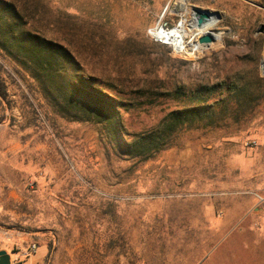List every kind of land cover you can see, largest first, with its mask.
Wrapping results in <instances>:
<instances>
[{
  "label": "rangeland",
  "instance_id": "rangeland-1",
  "mask_svg": "<svg viewBox=\"0 0 264 264\" xmlns=\"http://www.w3.org/2000/svg\"><path fill=\"white\" fill-rule=\"evenodd\" d=\"M11 1L76 55L97 88L123 92L119 122L129 134L158 128L206 87L248 88L254 98L249 109L232 104L229 116L183 128L140 161L103 125L70 121L0 51L4 247L23 260L32 244L51 246L45 264H264V0ZM197 9L218 21L210 30L218 38L200 53H178L155 37Z\"/></svg>",
  "mask_w": 264,
  "mask_h": 264
},
{
  "label": "trees",
  "instance_id": "trees-1",
  "mask_svg": "<svg viewBox=\"0 0 264 264\" xmlns=\"http://www.w3.org/2000/svg\"><path fill=\"white\" fill-rule=\"evenodd\" d=\"M24 9L11 0H0V51L12 57L41 85L46 100L73 122H95L105 127L115 137L126 157L146 161L153 159L174 143L183 128L197 121L214 123L219 112L229 116L233 110L248 108L254 94L248 88H232L217 84L202 92H192L187 106L170 112L158 128L141 134H129L120 125V110L126 109L122 91H115L107 82H101L106 90L115 91L109 96L97 88V78L84 76V70L76 55L65 45L35 30ZM239 89V90H235ZM220 98L209 104L215 93ZM7 90L0 79V102L7 108ZM255 103V100H254ZM232 106V107H231ZM126 111V110H125ZM6 121L5 115L0 124ZM127 137V138H126ZM49 247L48 258L52 255Z\"/></svg>",
  "mask_w": 264,
  "mask_h": 264
},
{
  "label": "bare ground",
  "instance_id": "bare-ground-1",
  "mask_svg": "<svg viewBox=\"0 0 264 264\" xmlns=\"http://www.w3.org/2000/svg\"><path fill=\"white\" fill-rule=\"evenodd\" d=\"M191 19L188 22H181L177 27L171 30H165L158 28L155 33V37L162 43L173 46L175 51L181 54L194 53L198 54L206 47L199 44L198 37L209 33L210 30L217 25V16L211 14V18L202 26L197 24L198 14L196 10L190 13ZM195 32V35L191 41H187L189 33ZM216 39L218 36H215Z\"/></svg>",
  "mask_w": 264,
  "mask_h": 264
},
{
  "label": "crops",
  "instance_id": "crops-1",
  "mask_svg": "<svg viewBox=\"0 0 264 264\" xmlns=\"http://www.w3.org/2000/svg\"><path fill=\"white\" fill-rule=\"evenodd\" d=\"M3 110H4L3 105L0 102V118L4 115V111ZM3 130L4 129H1V131H3ZM9 146L10 147H9L8 151H12L13 152L15 146H17V145H15V144L14 145H10L9 144ZM20 147H21V145H20ZM23 147L24 148H22L20 151L14 152V154L10 158H8V160L11 161V159L15 158L16 155H18V154H20V153H22L24 151L26 152L28 147H29V144H26ZM184 163L185 162H183V164ZM4 246L5 245H3L2 242H0V252L3 251V250L7 252V254L9 255L10 264H45V257H46V255L48 253V249H47L46 246H39L37 252L34 255L26 257L23 260H18L19 259L18 258L19 254H21V252L20 253H12L9 250H7ZM1 262H2V259L0 258V264H1Z\"/></svg>",
  "mask_w": 264,
  "mask_h": 264
},
{
  "label": "water",
  "instance_id": "water-1",
  "mask_svg": "<svg viewBox=\"0 0 264 264\" xmlns=\"http://www.w3.org/2000/svg\"><path fill=\"white\" fill-rule=\"evenodd\" d=\"M196 11L198 14L197 24L199 27H202L211 18V14H213L207 10L203 11V10L197 9ZM259 32L260 33L264 32V25L261 26ZM215 41H216L215 36L209 33L202 35L198 40L199 44L204 47H208ZM262 71L264 74V62L262 63ZM0 258L2 259L1 264H10L9 255L7 254L6 251L3 250L0 252Z\"/></svg>",
  "mask_w": 264,
  "mask_h": 264
},
{
  "label": "built area",
  "instance_id": "built-area-1",
  "mask_svg": "<svg viewBox=\"0 0 264 264\" xmlns=\"http://www.w3.org/2000/svg\"><path fill=\"white\" fill-rule=\"evenodd\" d=\"M38 250V246L36 244H32L28 250H26L23 254L27 257L34 255Z\"/></svg>",
  "mask_w": 264,
  "mask_h": 264
}]
</instances>
